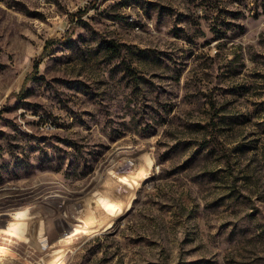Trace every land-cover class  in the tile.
Masks as SVG:
<instances>
[{
	"label": "rangeland",
	"instance_id": "rangeland-1",
	"mask_svg": "<svg viewBox=\"0 0 264 264\" xmlns=\"http://www.w3.org/2000/svg\"><path fill=\"white\" fill-rule=\"evenodd\" d=\"M0 264H264V0H0Z\"/></svg>",
	"mask_w": 264,
	"mask_h": 264
},
{
	"label": "trees",
	"instance_id": "trees-1",
	"mask_svg": "<svg viewBox=\"0 0 264 264\" xmlns=\"http://www.w3.org/2000/svg\"><path fill=\"white\" fill-rule=\"evenodd\" d=\"M85 12H86V10L83 11V12H81V15L83 13H85ZM72 34H73V29L69 30L67 32V34H65L62 38H51V39L48 40V42H47V44L45 46L44 52L41 54L40 58L37 59L35 61V63H34L33 72H31L30 74L27 75V80L24 82L21 90L19 92H12L11 93V96H16L18 98H23V97H25L27 95V92H28V90L26 88L27 82L30 79H36L37 73L39 72L40 64H41L42 60L44 59V57L46 55H49V53L53 50V46L55 44H57V43H68V42H70L71 37H72ZM113 46H115V45H113ZM114 49H118V48H116V46H115Z\"/></svg>",
	"mask_w": 264,
	"mask_h": 264
},
{
	"label": "bare ground",
	"instance_id": "bare-ground-1",
	"mask_svg": "<svg viewBox=\"0 0 264 264\" xmlns=\"http://www.w3.org/2000/svg\"><path fill=\"white\" fill-rule=\"evenodd\" d=\"M124 192V191H123ZM110 201V200H109Z\"/></svg>",
	"mask_w": 264,
	"mask_h": 264
}]
</instances>
